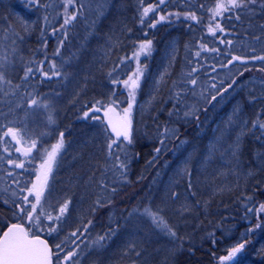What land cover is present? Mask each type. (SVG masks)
<instances>
[{
  "label": "rangeland",
  "instance_id": "rangeland-1",
  "mask_svg": "<svg viewBox=\"0 0 264 264\" xmlns=\"http://www.w3.org/2000/svg\"><path fill=\"white\" fill-rule=\"evenodd\" d=\"M138 3V0H107L106 9L97 21L90 42L77 48L76 54L66 57L69 59L62 69L66 78L58 79L49 88L50 92L46 93H56L48 97L54 108L55 123H48L45 112L28 115V134L22 138L25 146H30L31 139H37L41 134H47L44 142L54 145L58 134L64 133V149L56 156L48 174V187L52 190L49 203L53 207L46 208V211L55 214L58 205L65 200L70 199L71 204L64 230L52 235L42 233L50 237L54 245L88 219L98 199L102 201L106 192H102L99 187L101 179L107 185L113 184L115 180L117 172L113 169L114 160L109 159L106 147L110 138L105 135L102 124L93 120L83 121L69 132L68 120L78 104L88 106L86 100L91 99L107 104L116 94L117 85L114 86L112 80H120L118 76L121 73V61L124 60L121 51L142 38L143 27H140L135 13ZM40 13L22 3V0H0V53L7 49L11 56L12 47L18 50L14 71L25 61L21 49L27 50L28 41L36 33H43L45 19ZM17 36L19 39H16ZM13 39H16L15 45ZM169 39L171 42L167 40L151 71L137 112L131 114L132 137L141 135L143 118L154 114L162 100L161 94L168 86L178 59L180 37ZM248 127L249 115L245 113L244 104L236 98L231 101L226 112L220 114L218 126L206 146L199 148L200 151L197 146L183 149L165 169L166 176L156 184L155 193H152L146 206L130 215L121 227L114 226L112 229H115V234L105 239L103 248H96L93 244L99 236L97 231L89 230L80 236L77 241L82 251L79 264H174L173 235L163 227H158L151 216L145 213V209L158 212L170 227L190 240L194 238V232L199 230L205 237L213 222L212 215L218 214L213 206L215 203L221 204L235 189L247 188L251 180L252 183L264 180L262 167L258 168L249 157L252 152L244 151ZM238 137V148L233 156L231 146L236 144ZM127 145V142L121 143L118 151ZM104 168L109 171L103 172ZM185 170L189 175H185ZM32 181L35 182L36 178ZM45 195H48L47 189ZM33 231L36 232L35 229ZM246 238L245 230L238 239L222 248L231 250ZM63 254H59L61 258ZM222 264H264V233L252 249L244 248L233 261Z\"/></svg>",
  "mask_w": 264,
  "mask_h": 264
},
{
  "label": "trees",
  "instance_id": "trees-1",
  "mask_svg": "<svg viewBox=\"0 0 264 264\" xmlns=\"http://www.w3.org/2000/svg\"><path fill=\"white\" fill-rule=\"evenodd\" d=\"M139 3L136 7L135 13L138 19L140 27H143L142 38L130 43L128 46L122 50V57L124 58V64L121 63L118 78L119 81L127 79L129 75L135 72L137 67V62L133 59H127L126 57H131L133 52L138 51V45L140 42L150 39L152 41V47L150 54L145 57L141 55L139 58V66L143 69L144 75L139 81V88L136 93V103L133 105L131 114L137 112V107L142 97L145 94L146 88L148 86V79L150 77L151 71L154 69L157 59L161 54L165 43L169 39H165L166 35L172 31H180V45L179 54L176 64L174 65L171 76L169 77L168 86L164 89L161 94L162 100L157 105L156 110L152 116H146L142 120V131L141 135H134L132 137V142L127 147L120 150V160H125V155L127 156V168L126 177H122L119 172L115 176L113 184H109V187H116L117 193L112 196L110 193L106 192L105 196L102 198L101 205L99 207L93 208L90 217L87 221H92V226L89 227L91 231H97L99 236L105 235L110 228L100 223L111 218L114 219L117 224L116 227H121L125 221L129 218V213L132 209L136 208L138 211L142 210L148 200L151 198L152 193L150 192L154 188L155 180L164 170L169 167L175 159L179 156L180 152L187 148L193 143V138L197 135L198 131L210 132L211 124L215 119H218L220 114L226 112V110L231 106V101L236 100L238 95H241L245 103L244 109L245 113L249 115V127L247 133L253 135L252 140L250 137L244 143L245 153L252 152L249 157L254 162L264 161V148L257 147L259 145H264V133L261 132L260 128L257 127L253 129V123L257 120L260 123H264V72L260 71V68H264V64L259 61L250 62L246 65L248 70H245L238 62H233V64H227L228 59L231 55H238L249 59L252 54L260 56L264 55V32L255 30L249 32L250 23L245 19L249 15H242L239 21L232 20L230 23L221 20L226 29L225 35L221 36L219 32L216 34V38L211 37L210 34H206L205 29L209 17L202 14L199 10L198 5L203 4L205 9H210L214 6L215 0H167L166 5L161 6L160 11H158L155 16L149 14V17H145V24H140V13L143 7H147L150 3L156 4L157 0H143V4ZM41 4L48 5L47 9L43 7H33L40 11L42 16H47V21L45 20V26L43 28V33L34 35L32 39L28 41L27 50L25 48L21 49L23 55L25 56V61L22 62L21 66L14 71L10 79L13 83H19L20 77L23 76V70L26 66L25 62H34L31 64L32 67L39 65L41 61H45V57L48 58L45 61L43 67L45 71H48L49 63L54 59L58 68L63 69V65L71 57L73 53L76 54V49L86 46L91 39L92 33L96 30L97 21L100 19L101 14L95 12H90L86 8L84 10L83 16H78L77 20L73 22L71 26L67 27V36L65 37L63 30L60 29V25L63 24V7L62 0H41ZM106 5L104 9H106ZM188 11H195L198 17H202V25H197L196 22H191V24L186 23L183 19L172 16L167 21H162L160 23H155L159 19V15H166L167 13H184ZM255 20L264 22V11H261L259 7L255 9V15H251ZM150 23H155V27H149ZM184 25H188V28L184 29ZM234 27L240 28L241 34L237 33ZM53 29H57L53 33ZM188 31H191L188 33ZM245 31V32H244ZM264 31V29H263ZM230 33V34H228ZM251 33V34H250ZM262 33V37L260 34ZM219 39H224L225 41L231 40L232 44H220ZM248 40L252 46H249ZM61 41L63 42L61 44ZM206 44L207 48H218L219 55L212 52H202L200 58L195 57V52L199 51V45ZM246 44V45H244ZM57 48H59V56L56 55ZM244 48V49H241ZM207 60V64H205ZM204 65V67H200ZM211 65H215L216 72H211ZM221 65H227L222 67ZM193 67H197L199 70L197 73L193 74V78L198 80L200 87L195 89H185L187 95L183 97L185 103L195 105L198 109L196 119H183L182 113L187 110L184 109L179 101L174 98V94L184 88L186 77ZM243 73L242 76L239 73ZM209 76L214 77V82L216 83V90L206 89V82L209 80ZM244 78H251L260 80L256 81V84L248 86L242 82ZM235 80V84L232 87L228 85ZM58 79H53L52 81L41 82L40 78L37 76L29 81L30 86H36V90L40 94H46L49 88L53 86ZM226 89V90H225ZM200 91H203V96H200ZM215 96L216 99L212 100L211 97ZM97 101V99H95ZM94 99L86 100L88 106L84 105V108H80L73 113V116L68 120L70 124L69 132H72L75 125L85 121L91 122V119L84 118L83 113L88 111L89 108L95 105ZM111 100H116L119 103V111L122 113V109L128 106L130 102L127 89L122 86V84L116 86V94H114ZM80 106V104H78ZM176 105L177 108L181 109V117L177 115H169L173 112V106ZM9 105L7 102L0 103V111H7ZM118 111V110H116ZM92 113H90V116ZM101 120H105L103 112L98 113ZM25 117V112L18 109L16 112V119L21 120ZM13 120V116L9 114L7 119L0 117V122L12 126L20 127V124H10L9 121ZM164 127L178 129L177 134L171 139H165L161 132ZM6 131V128L4 129ZM122 139V138H121ZM263 139V140H262ZM8 141L9 152L4 153L2 151L3 145H0V157H5V159H0V188H7L11 184V179L5 176L6 172L13 170V165L6 162L7 159L14 160H24L28 171L24 173L21 178L22 186L30 187V183L26 181H32L39 174L41 165L44 164L46 156L44 155V150H51L52 144L43 141V146L41 148L38 143L40 156L36 158L33 162L29 163L23 157L22 152H16L15 148H20L22 140L19 143ZM161 140H164V144H161ZM37 147V148H38ZM160 148L159 154L156 153V149ZM36 154V153H35ZM34 154V155H35ZM116 161L114 160V164ZM256 165V164H255ZM23 170L15 169V173H19ZM14 173V174H15ZM161 179V178H160ZM253 187L249 188L252 190V197L245 200H241L235 195H229L222 201L226 204L223 213L219 212V216L223 219L224 227L227 231L216 230L214 241L211 244L206 243V247L197 249L194 253L192 250V244L185 237L182 238L179 232L170 227L172 232L175 233L173 236L178 242H183L186 244L192 252V256L188 258H180L179 263L182 264H222L220 257L228 255L224 244H230L239 238L240 233L247 231V238L245 239V248L252 249L256 242H258L259 237L264 233V214H258L257 210L260 204H264V180L253 183ZM12 187H16L12 185ZM25 195L27 193H24ZM107 198L111 199V203H107ZM7 196H3L0 200V229H4V224H10L12 222H22L29 227L28 223L23 219H13L12 218V205L9 203L5 205L3 200H7ZM32 199V197H30ZM248 209H252L249 212ZM135 213V212H133ZM132 213V214H133ZM114 224V223H113ZM112 224V225H113ZM260 224L259 228L256 225ZM252 229L251 232L248 230ZM177 231V232H176ZM169 233V232H168ZM198 243H200L198 241ZM73 247V245H69ZM226 246V245H225ZM198 255L200 261H198ZM201 256V258H200ZM206 256V260L204 259Z\"/></svg>",
  "mask_w": 264,
  "mask_h": 264
},
{
  "label": "snow or ice",
  "instance_id": "snow-or-ice-1",
  "mask_svg": "<svg viewBox=\"0 0 264 264\" xmlns=\"http://www.w3.org/2000/svg\"><path fill=\"white\" fill-rule=\"evenodd\" d=\"M22 3L32 7H43L47 9L48 5L41 4V0H22ZM107 0H62L63 7V24L60 25V29L63 30L65 37L67 36V27L71 26L74 21L77 20L78 16L84 15V10L87 8L90 12H95L97 14H103V10ZM140 3L143 4V0H140ZM167 0H157L156 4H149L147 7H143L140 13V24H145V17H149V14H155L160 11L161 6L166 5ZM259 7L261 11H264V0H215L214 6L210 9H205L203 4L198 5L199 10L202 14L209 17L207 27L205 29L206 34H210L211 37L216 38L217 32L221 36L225 35L226 29L221 20L226 22H231L233 19L239 21L242 15H255V9ZM172 16L177 18L183 17L186 23L191 24V22H196L197 25H202V17H198L195 11H188L184 13H167L166 15H159V19L155 23H160L162 21L169 20ZM47 21V16L44 17ZM155 23H150L149 27L154 28ZM11 29L12 26L10 25ZM57 29H53L55 33ZM14 32V30H13ZM230 34V33H228ZM7 38V34H5ZM16 39H19L17 36ZM16 39L12 40L13 45L16 43ZM63 42L61 41V44ZM220 44L231 45L232 41L224 39H219ZM152 47V41L146 39L139 43L138 51L133 52L131 57H126L127 59H133L137 62V67L135 72L132 75H129L127 79H124L122 82L119 80H112V84L120 85L127 89V95L130 100L128 106L122 109V115L117 113V108L119 103L116 100H109L107 104L103 101L97 100L95 105L83 113L84 118H89L93 121H99L104 129L105 135L110 138V142L107 144V152L109 159H113L116 163L113 165L115 172H119L122 177H126V168H127V156L125 155V160H120V145L123 142L131 143L132 142V122H131V110L133 105L136 103V93L139 88V81L144 75L143 69L139 66V58L141 55L147 57L150 54ZM200 50L195 52V57L200 58L202 52H212L219 55L218 48H207L206 44L199 45ZM56 55L59 56V48H57ZM18 56V50L15 47L11 49V56L8 54V50L5 49L4 52L0 53V103L7 102L9 107L7 111H0V117L7 119L9 114L13 116V120L9 121L10 124H20V127L8 126L0 122V145H3L2 151L4 153L9 152L7 146L8 141L5 138H8L11 141L20 143L22 138L28 134L27 129V118L30 113L35 112H45L47 113V120L49 124H54L53 119V105L49 102V95L55 96L56 93L50 94H40L36 90V86H30L29 81L36 78H40L41 82L52 81L53 79H64V75L60 68L57 67L55 60L53 59L48 65V71L44 70V63L48 60L45 57V61H41L39 65L35 68L31 66L34 62H25L26 66L23 70V76L20 77L19 83H13V80L9 77L14 72L16 68V57ZM259 61L264 64V55H254L252 54L249 59L238 55H231L228 59L227 64H233V62H238L241 64L245 70H248L246 65L250 62ZM124 63V60L121 61ZM207 64V60H205ZM226 67L227 65H221ZM204 67V65H200ZM211 72H216L215 65H211ZM197 67H193L191 73L187 75L186 83L184 88L180 91L175 92L174 98L179 101L180 105L187 109L183 111L181 117V109L177 108L176 105L173 106V112H170L169 115H177L183 119H196L198 109L195 105L185 103L183 97L187 95L185 89H195L200 87L198 80L193 78V74L198 72ZM260 71L264 72V68H260ZM243 75V73H239ZM163 78V77H162ZM235 80L228 85L232 87V84H235ZM255 83V81H253ZM264 87V83L261 85ZM210 88L211 90H216V83L214 82V77L209 76V80L206 82V89ZM226 90V89H225ZM204 92L200 91L199 95L203 96ZM212 100H215L216 97L212 96ZM23 110L25 112V117L21 120L16 119L17 110ZM103 112V116L106 119L101 120L98 113ZM90 113L92 115L90 116ZM259 127L261 132L264 133V123H260L258 120L253 123V129ZM6 128V131L4 130ZM178 132V129L164 127L161 135L165 139H171ZM47 134H41L37 139H31L30 146L28 148H15L16 152H22L23 157L29 161L33 162L36 158L40 156V151L37 149V144L39 143L41 148L43 146V140ZM122 138V139H121ZM161 144H164V140H161ZM239 144V137L235 145L231 146L232 154L235 156ZM64 133L60 132L58 134L57 142L51 146V150H44V155L46 156L44 164L41 165L39 174L36 175V181H26L30 183L31 186H22L21 178L24 176V173L28 171V168L24 160H14L7 159L8 164L13 165V170L6 172L5 176L11 179V184L7 188H0V200L3 199V196H7V200H3L5 205L9 203L12 205V218L13 219H23L29 225L25 227L22 223H11L4 224L6 230L0 229V264H53V256H56L58 264H79V258L82 255L80 250V245L77 241L80 239V236H83L84 233L89 231V227L92 226V221H87L86 224H81L76 227L75 230L68 232L65 239L60 243L55 244L56 252L54 253L49 247L48 242L40 238L36 232H46L49 235L58 234L64 230V226L67 223L69 206L71 200H65L63 204L58 205L55 214L51 211H46V208H51L53 205L49 203V198L51 197V188L48 187V174L51 172L52 164L55 162L56 156L61 153V150L64 149ZM33 149H37L35 155H30ZM156 153L159 154L161 149L157 148ZM0 159H5V157H0ZM15 169H21L23 171L15 173ZM109 171L108 168H104L103 172ZM102 172V175H103ZM15 173V174H14ZM185 175H189L187 170H185ZM15 185L16 187H12ZM99 187L102 192H108L112 196L117 193L116 187H109L101 179ZM189 188H191V181L189 180ZM47 189L48 195H45ZM24 193H27L26 195ZM175 195V194H173ZM32 197V199H30ZM107 203H111V199L107 198ZM95 206L99 207L101 205V200L98 199L95 202ZM138 209H132V212L129 215H132L133 212H137ZM249 212H252V209H248ZM258 214H264V204H260L257 210ZM145 213L151 216L152 220L157 224L158 227H163L166 229L169 234L175 235L174 232L169 228L167 223L159 216L158 212H152L150 209H145ZM261 225L257 224L256 228H259ZM36 230V232L33 231ZM249 232L252 229L248 230ZM115 234V229H110L105 235L98 236L93 244L96 248H103L104 241L106 238L111 237ZM73 245V247H69ZM135 247L134 245L132 246ZM245 248V243H238L236 246L232 247L228 252V255L220 257L221 262L233 261V258L237 256ZM65 249H68L67 251ZM64 253L62 258L59 255ZM139 255V253H137Z\"/></svg>",
  "mask_w": 264,
  "mask_h": 264
},
{
  "label": "bare ground",
  "instance_id": "bare-ground-1",
  "mask_svg": "<svg viewBox=\"0 0 264 264\" xmlns=\"http://www.w3.org/2000/svg\"><path fill=\"white\" fill-rule=\"evenodd\" d=\"M250 24V29L251 30H249V32H252V31H255V30H259V31H261V32H264L263 31V29H264V22H261V21H257V20H255L252 16H247L246 18H245ZM186 28H188V25H184V29H186ZM234 29L237 31V33H239V34H241L242 32L240 31V28H238V27H234ZM245 32V31H244ZM251 34V33H250ZM257 34H260V36L262 37V33H257ZM181 37V33H180V31H177V32H175V31H172V30H170V33L169 34H167L166 35V38L165 39H168V38H171V37ZM249 41H251V40H248V45L249 46H252V44H250V42ZM168 42H171V39H168ZM158 61V60H157ZM157 64V63H156ZM240 75V74H239ZM240 76H242V75H240ZM253 81H255V83H253ZM256 81L257 82H260V80L258 79V80H256V79H251V78H244L243 80H242V82L244 83V84H246V85H248V86H251V85H254V84H256ZM237 99L240 101V102H242L243 104H246L245 103V100H244V98L241 96V95H238L237 96ZM85 106L84 105H82V106H79V105H77V106H75V110H74V112L76 111V110H78V109H80V108H84ZM216 126H218V119H215L213 122H212V124H211V128H210V132L208 133L207 131H198L199 133L197 134V135H195L194 136V138H193V143L192 144H190L186 149H188V148H192V147H196L197 146V149H198V151H200L199 150V148L200 149H202V148H204L205 146H206V144L210 141V139H211V136H212V132L215 130V128H216ZM250 137V139L252 140V138H253V135H250V134H248L247 133V135H246V137H245V142L248 140V138ZM263 140V139H262ZM199 146V147H198ZM258 148L259 147H261V148H264V145H259V146H257ZM262 160H264V157H263V159ZM256 165H257V167L258 166H261L262 168H260L261 169V173L263 174V177H264V161H260V162H256L255 163ZM259 168V167H258ZM166 171L164 170V172L163 173H161L160 175H159V177H157V179L155 180V184H159V182H160V178H162V177H165L166 176ZM248 185V187L247 188H244V189H242V188H239L238 190H234V191H232L231 193L233 194V195H235L236 197H238L239 199H241V200H245V199H247V198H250V197H252L251 195H252V190H250L249 188H251V187H253V183H252V180L251 181H249V183L247 184ZM156 186V185H155ZM154 186V187H155ZM151 193H155V190H154V188H152L151 189V191H150ZM223 201V200H222ZM214 208H216V210L218 211V214H213L212 215V221L213 222H211L212 223V225L210 224V226H209V228H208V234L207 235H204L205 237H203L202 236V234H201V230H199L198 232H194V235L195 236H193L192 235V237H194L192 240H190V239H188L186 236H184L183 234H181L180 233V231H179V235L182 237V238H187L188 240H189V242L192 244V250H193V253L197 250V249H201V245H202V247L203 248H205L206 247V243H209V244H211V242H213L214 241V237H215V233H213L214 231H216V230H221V231H227L226 230V228L224 227V222H223V219H222V217L221 216H219V212L220 213H223V211H224V209H225V206H226V204H223V203H221V204H219V203H215L214 205ZM89 217H90V215H89ZM88 220V219H87ZM114 223V224H113ZM101 225H105V226H107V228H110V229H112V228H114V226H116V224H117V222L114 220V219H111V218H109V219H107L106 221H102L101 223H100ZM113 224V225H112ZM197 238H198V240H197ZM198 241L200 242V243H198ZM201 244V245H200ZM173 245H174V257H173V263L174 264H178L179 263V260H180V258L179 257H181V258H188L189 256H192L193 254H192V252H190V249L188 248V246L186 245V244H183V242H178V240H173ZM225 245H227V244H224L223 246H225ZM200 258H201V256H200ZM198 259H199V255H198ZM204 259L206 260V256H204ZM198 261H200V259L198 260ZM201 262V261H200ZM180 264H182V263H180Z\"/></svg>",
  "mask_w": 264,
  "mask_h": 264
},
{
  "label": "water",
  "instance_id": "water-1",
  "mask_svg": "<svg viewBox=\"0 0 264 264\" xmlns=\"http://www.w3.org/2000/svg\"><path fill=\"white\" fill-rule=\"evenodd\" d=\"M4 230H6V228ZM39 236H40L41 239L46 240L48 242L49 247L52 249V246L50 244V241L46 237H44V236H41V235H39ZM52 251H53V249H52ZM53 264H54V258H53Z\"/></svg>",
  "mask_w": 264,
  "mask_h": 264
},
{
  "label": "flooded vegetation",
  "instance_id": "flooded-vegetation-1",
  "mask_svg": "<svg viewBox=\"0 0 264 264\" xmlns=\"http://www.w3.org/2000/svg\"><path fill=\"white\" fill-rule=\"evenodd\" d=\"M57 264H58V261L56 260Z\"/></svg>",
  "mask_w": 264,
  "mask_h": 264
}]
</instances>
